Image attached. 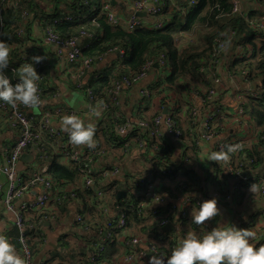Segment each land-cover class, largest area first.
<instances>
[{
	"label": "built area",
	"instance_id": "built-area-1",
	"mask_svg": "<svg viewBox=\"0 0 264 264\" xmlns=\"http://www.w3.org/2000/svg\"><path fill=\"white\" fill-rule=\"evenodd\" d=\"M128 1L131 9L126 13L116 11V4L111 5L110 0L103 1L100 12L109 25L113 27L119 26L129 32L138 26H145L149 29H160L170 22L162 14L165 7V0ZM196 3L197 0H186L185 6L186 8H192ZM169 4L170 11L178 9L174 0H169ZM231 5L230 13L240 16L251 30L258 32L259 36H261L259 37L260 40L264 41V14L255 19H249L248 15L242 11L239 0H231ZM10 9L18 12L19 21L16 34L20 37L28 21V12L24 8L23 0H0V14L1 11ZM138 12H144L146 18L150 19V21L148 23L143 22L144 18H138L136 16ZM72 18L71 13L66 10L52 20L53 23H61L62 21H70ZM93 36V31L86 27L81 28L77 36L67 39L59 38L49 26H45L42 29V41L44 45L55 46L56 56H60L62 50L66 51L64 75L68 80L74 82L77 90L88 97L90 105L99 103L100 98L82 81L84 73L104 54L115 53L118 57L123 55L122 48L113 46L96 57L82 58L81 51L87 47V44L83 45L82 43L92 39ZM234 37L235 31L221 32L216 35L213 38V45L211 53L208 56V62H206L200 71H207L216 67L220 60V54L224 53L228 45L233 43ZM257 41H259L258 38L256 39ZM248 47V45L246 47L240 43H236L235 56L247 57L248 54H245V50ZM29 63L33 64L35 71L41 77L37 83L40 97L44 100L43 97L46 91L44 87L45 62L42 59L39 62H34L30 59ZM76 63L78 66L74 68V64ZM154 67L163 72L165 68L163 54H160L155 59L146 60L137 72L115 76L109 87L103 92L105 102L99 103L98 108L101 111V116L107 110L112 109L114 111V119L116 120L114 128L115 135L122 140V148L127 147L130 142L134 141L138 149H143V136L145 135L155 140L160 135V126L165 127L174 141H179L182 138V130L176 125L171 113L164 115L158 114L150 120L141 119L135 122L122 120V117L118 118L116 114L117 96L122 89L129 88L138 81L145 79ZM240 75L244 88H239L237 94H241L243 97L247 95L255 99L261 97L263 87L250 82V73L247 70H242ZM213 81L220 83V79L215 76ZM251 84L252 87H250ZM143 94L146 95L145 97H148L146 90L143 91ZM52 95L57 97L59 92L54 90ZM214 95V89H206L203 91L202 102L204 107H208L209 101L212 100ZM210 105L209 111L199 113L198 109L192 107L189 109L188 114L187 126L189 127V133H191V128H194L192 126L199 121L201 125L199 139L203 141L211 140L216 136L219 127L217 121L222 116V112H224L219 106H215L211 102ZM86 112L88 114V110ZM236 112L243 118L241 122L242 126L249 128L248 119L245 117L247 113L243 101L242 106L238 107ZM66 115H76V113L62 104H56L49 108H42L41 106L38 112H34L23 106L13 108L6 103L0 102V121H5L9 128L15 132L12 143L8 147H4L1 151L0 176H3V182H0V193L2 194L0 198V209H5L13 214V223L17 230L16 240L19 245V255L25 259L26 264H33V242L42 244L44 241V230L49 227H54L61 220V206L66 201L76 202L74 205L73 221L85 230L92 231L96 235V243H94L93 250L86 259H79L72 263L62 264H108L102 258L104 244L107 241L113 240L114 233L117 230L120 231L121 235L119 242L122 251L116 264H137L139 262H148V258L151 255L150 252H146L143 255L142 244L147 246L153 254L158 255L165 253L164 249L168 247L171 249L174 248L178 244L179 237H184L187 234L182 230V222L185 218L184 207L193 206L197 208L200 202L218 196L217 194H213L209 197L201 182L197 181L196 184L190 185L184 180L180 181L176 187V197L172 204L168 203L175 209L173 211L174 216L180 210L178 214L176 213L175 232L171 235H157L155 238H146L137 235L126 236L127 223L124 205L115 204L110 209L107 202V190L103 189H96L94 191V199L92 200L98 214L90 221H85L78 211L81 206L80 199L82 197L85 199L84 194L80 197V193H89L95 181L110 182L113 180V176L119 172V169L117 166H97V163L104 156V148L96 140L94 147H86L84 149L70 142L68 135L61 130L60 126H56V123L61 124L63 117ZM101 116L95 119V124ZM130 130L137 131V135L134 138L129 137ZM251 143L258 146L260 143H264V130L253 131ZM153 150H157V148L154 147ZM29 152L32 155L33 164L29 170L21 172L17 168V164L19 163L21 155ZM215 156L220 161L224 174L231 181V190L238 193L240 191L241 181L246 178L242 177V173L247 171L249 165L252 164V160H247L243 156L234 162L226 152L223 141L217 143ZM51 157H56L61 161H65V164L72 166L78 174L79 179L75 182L63 183V185L57 184L48 173L49 167L47 161ZM168 172V169L165 167L160 168L152 165V168L145 176L129 180V186L123 191L126 192L127 196H131V199L135 200V205L132 204V211H134L138 218H146L157 213V210L149 208L150 204H161L169 201L168 196L159 192L156 186V179ZM3 185L5 186L4 191L2 190ZM35 187L38 188V191L32 200L17 203L25 193ZM217 189L220 190L219 186H217ZM185 194H191L190 199ZM184 195L185 197L181 202ZM257 195H264V179L259 182ZM225 200H230V195H227ZM175 202L179 203L181 208L178 209ZM260 214L264 216V210L260 211ZM171 222L165 216L159 220L157 226L158 228H162ZM253 222L254 217L245 219L239 228H254L264 232V224L254 226L252 224ZM6 237L10 242V237ZM44 263L45 261L41 264Z\"/></svg>",
	"mask_w": 264,
	"mask_h": 264
},
{
	"label": "crops",
	"instance_id": "crops-1",
	"mask_svg": "<svg viewBox=\"0 0 264 264\" xmlns=\"http://www.w3.org/2000/svg\"><path fill=\"white\" fill-rule=\"evenodd\" d=\"M71 1L72 0H41L39 2L36 1V3L41 8L39 14L42 12L45 17V15H49L54 11H57L56 13H61L69 10ZM115 2L116 11L121 13L130 11L131 7L128 0H115ZM241 2V9L246 14L249 11H251V13L256 10L260 12L264 11V4L261 0H241ZM37 19H39V17ZM144 19L148 22L150 21V19ZM151 21L153 20L151 19ZM198 35H193L189 40L194 44H200V40H197ZM29 36L32 42L27 44V50L25 52H30L34 57L39 56L45 62L44 87L46 91L43 97L44 104L42 108H49L56 104H62L73 110L76 115H79L82 119H89L86 110L89 109V106L98 107L101 102L99 100V103L90 105L88 97L75 88L73 81L65 77L64 60L66 51L62 50L60 56H56L55 46H46L43 44L42 27L38 20H34L31 23ZM234 46L235 44H233V47L231 45L228 48L225 55L220 58L218 64L214 67L216 72L213 73V76L208 74L205 82H197L192 79V81L178 82L176 85L169 87L164 85L162 87L158 86L152 88V85L163 77V72L154 67L150 70L145 79L138 81L129 88H123L118 94L116 107L118 118L122 117V120L135 122L141 119L150 120L158 114L164 115V113H171L176 125L182 130V138L179 141H174L164 126L159 127L160 135L155 139V142L157 145H162V147L164 145L168 155H170L168 163L164 166L169 171L166 175L170 174V170H174L175 175L171 177L166 175L158 177L156 179V186L159 192L168 196L169 201L161 204H150L149 208L157 210V213L146 218H141L144 221L143 225H139L133 229L126 228V236L137 235L146 238H155L154 236L147 237V235L142 233L139 229L144 225H148L152 220H160L165 216L168 217L170 213H173V207L168 203L172 204L176 197V187L181 181L179 177H183L181 172L177 170V166L182 160L183 166L188 169H212L213 167L218 169V167H221V163L215 156V147L219 141L225 143L226 152L234 162L246 156V153L242 154L240 158L238 156L239 148H241L242 145L245 146L246 152L250 151L253 153L259 151L262 153L264 160V143L261 147H256L251 143L252 132L260 130V127L254 122L251 123L249 116L246 115L245 117L248 119L249 128H244L241 124L243 118L236 112L237 108L242 106V101L244 107H246L248 96L245 95L243 97L241 94H237L239 88L243 89L244 87L240 75L241 71L237 70L233 65V61L236 57ZM118 59L119 57L115 53L102 55L100 59H97L90 68L86 70L82 81L88 83L92 76L94 77L95 74L104 72L108 68L112 69L111 71L114 74L119 70V63H117ZM77 66V63L74 64V68ZM121 73L122 72H117L114 76H119ZM214 76L220 79V83H215L213 81ZM206 89L215 90V95L212 100L209 101L207 108L204 107L202 102L203 91ZM54 90L59 92L57 97L52 95ZM145 90L148 92V97H145L146 95L143 94ZM210 102L215 106H219L224 112H222V116L218 118L217 122L219 127L216 136L211 140L203 141L199 139L201 131L199 121L192 126L194 128H191V133H189V127L187 126L188 114L189 109L192 107L198 109L199 113L209 111L211 107ZM107 113L108 111L104 112L101 118L96 122L97 126L94 140L103 146L105 155L101 161L97 163V166H117L119 172L113 176L112 179L119 182V190H125L129 186V180L145 176L152 168L154 162L150 159H153V153L150 152L145 155L143 152L144 148L138 149L137 145H134L132 142L129 144L131 146L130 150L128 147H118L112 150L111 147L114 143L105 138L102 130L105 124H101V126L98 127V122L102 121ZM108 115H112V112ZM56 126H60V123H56ZM114 132L115 129L113 130V133ZM14 135L15 132L9 128L6 122L0 121V157L3 148L8 147L12 143ZM79 147L82 149L86 148V146ZM106 150L109 151L105 154ZM138 152H141V154H138ZM188 157L189 159L191 158L189 162H187ZM56 159L61 163H66L58 158ZM175 163L176 165L173 166L172 164ZM32 164L33 160L29 163H24L22 160H19L17 168L21 172H25L30 169ZM215 169L212 170L213 173ZM247 171H249V174L241 181L240 191L238 193L231 190V181L228 179V176L223 177L224 179H220L225 180V184H222V181H213L211 184L201 182L209 197L213 194L218 195L215 199L217 201L219 214L212 220L205 222L206 230H210L220 223L234 224L239 228L243 224L242 222L250 217H254V222L252 223L254 226L264 224V216L260 214V211L264 210V195H257L259 182L264 179V163L257 164L255 168H250ZM2 181L3 177L0 176V182ZM217 186H219L220 190L217 189ZM4 189L5 186L3 185L2 190L4 191ZM37 191V187L31 189L29 192L25 193L17 203L32 200ZM106 192L108 206L111 209L115 205V199H111V192L109 190ZM227 195H230V200H225ZM194 196L197 197L196 195ZM1 197L2 194L0 193V198ZM126 197L128 196L126 195ZM85 202L92 209V216L89 215V212H86L84 216L85 220L88 219V221H90L98 212L96 207H94L88 199H86ZM75 203V201H66L61 211V220L57 222L54 227H49L44 230V241L42 244L35 243L33 246V264H41L44 261L50 264H62L79 260L80 252H78V249L86 243L88 235H91L92 231L85 230L74 223ZM175 205L178 206V209L181 208L179 203L175 202ZM192 209H195V207L186 206L183 208L185 218L182 222V230L186 233L196 232L203 234L204 227L198 226L197 229L190 227ZM179 211L180 210L176 213L178 214ZM176 213L175 220L171 222L172 230L168 231L171 232L169 233L170 235L175 232V222L177 220ZM250 230L253 231V229ZM0 234L10 237V243L14 245L15 250L19 254V245L16 240L17 230L13 223V214L5 209H0ZM261 238H264V234H262ZM116 263L117 261L113 262V264ZM137 264H147V262H139Z\"/></svg>",
	"mask_w": 264,
	"mask_h": 264
},
{
	"label": "trees",
	"instance_id": "trees-1",
	"mask_svg": "<svg viewBox=\"0 0 264 264\" xmlns=\"http://www.w3.org/2000/svg\"><path fill=\"white\" fill-rule=\"evenodd\" d=\"M36 1L41 0H23L24 8L28 12V21L24 26L23 34L18 37L16 30L18 28L19 15L17 11L12 9L1 11L0 14V41H4L10 48L9 53V65L5 70V73L11 79L10 82L15 83L18 79L19 69L24 63H29V60L34 57L27 50V44L32 42L30 40V26L34 20L40 21L42 29L45 26H49L56 35L61 39H67L77 36L79 30L83 27L89 28L93 31L94 36L92 39L84 41L82 44H87V47L81 51V57H96L106 52L113 46H118L123 49V55L119 56L117 72L121 74H132L137 72L141 65L149 59H155L160 54L164 55L165 68L163 69V77L158 79L157 82L152 85V88L167 87L176 85L178 82L192 81L194 79L197 82H205L208 74L215 73V68L207 71H200L202 67L208 62V56L211 53L213 45V38L221 32L235 31V37L233 43L228 45V48L233 44L240 43L248 48L245 50V56H236L233 61V65L237 70H247L250 73V82L253 84H259L263 87V93L261 97L255 99L248 97L246 103V113L249 119L260 127V130H264V41L260 40L258 32L251 30L245 21L238 15H232L231 12V0H197V3L192 8H186V0H174L177 10L170 11L169 0L164 1L163 15L169 19V23L160 29H149L145 26L135 27L133 30L127 32L121 27H113L106 22L105 17L101 14V4L104 0H72L69 5V11L72 15V20L62 21L61 23H53V18L58 17L57 11L51 12L49 15L43 16L42 12L39 14L41 8L37 5ZM55 1V0H54ZM242 5L241 0H239ZM261 2L264 4V0ZM183 11V14H182ZM62 13V12H61ZM39 14V15H38ZM264 11L259 10L247 12L249 19H255L262 16ZM39 17V19H37ZM145 23H148L144 19ZM199 34V35H198ZM193 35H198L197 40H200V44H194L190 42V38ZM259 41L256 42V39ZM235 47V46H234ZM225 51V52H226ZM220 54V58L225 55ZM113 68V67H112ZM108 68L104 72H99L95 76L91 77L88 81L87 87L94 93H96L100 102L104 103L105 98L103 92L107 89L114 79V74ZM151 88V89H152ZM108 113L104 116L103 120L98 122V127L101 124H105L102 129L109 141L113 146L112 150L122 147V140L113 133L116 120L113 118L114 111L107 110ZM105 111V112H107ZM112 112V115H108ZM97 126V125H96ZM218 130V129H217ZM137 135V131L130 130L129 137L134 138ZM144 140V153L145 155L150 152L153 153L152 162L157 167L163 168L168 163L170 155L167 153L166 147L163 145H157L155 140L150 139L147 136H143ZM135 145L136 142L132 141ZM128 145V149L131 146ZM156 147L157 150H153ZM109 150L105 151V154ZM244 151V152H243ZM246 153L248 159L252 160V166L249 168H255L257 164L264 163L263 155L259 151L251 153L245 150V146H241L238 151L239 158L242 154ZM141 154V152H138ZM105 156V155H104ZM191 161V158L187 159V162ZM48 173L51 178L59 185H63L66 182H75L79 179L75 169L69 164L59 162L56 157H51L48 161ZM186 162V163H187ZM173 166L176 165L172 164ZM106 166V165H105ZM205 168L188 169L183 166V160L178 164L177 170L181 172L183 177H179L180 180H184L190 185L196 184V182H204L211 184L213 181H222L225 184L223 177H227L221 167L214 170ZM166 175V174H165ZM174 170H170L168 177L174 176ZM164 176V175H161ZM120 184L118 181H95V184L91 188V191L87 194L80 193V197L84 194L81 200V206L79 212L82 218L85 220L86 212L92 216V209L85 202L88 199L93 205L94 191L96 189L109 190L111 192V199L115 197V193L119 190ZM116 190V191H115ZM117 205H124L126 214V228L133 229L139 225H143V220L138 218L134 211H132V204L135 200L131 199V196L126 197L123 200L115 201ZM135 205V204H134ZM94 206V205H93ZM63 205L61 206V211ZM167 211V210H166ZM175 211V209H173ZM168 218L173 221L175 216L170 213ZM85 221H88L85 220ZM159 219L152 220L148 225L140 227V231L148 236L167 235L171 232H161L157 224ZM186 223V222H184ZM190 227L197 229V225L190 223ZM253 229L256 236L253 238V243L264 244V234L260 229ZM120 231L117 230L114 233L113 240L107 241L104 244V251L102 258L108 264H113L117 261L121 254L122 248L119 242ZM182 236L179 237V240ZM179 242V241H178ZM252 242V241H251ZM94 243H96V235L91 232L88 235L86 243L80 246L78 249L79 259L84 260L92 252ZM35 245V242H33ZM171 248L164 249L165 254H170ZM44 264H50L47 261Z\"/></svg>",
	"mask_w": 264,
	"mask_h": 264
},
{
	"label": "clouds",
	"instance_id": "clouds-1",
	"mask_svg": "<svg viewBox=\"0 0 264 264\" xmlns=\"http://www.w3.org/2000/svg\"><path fill=\"white\" fill-rule=\"evenodd\" d=\"M10 48L0 41V102L16 108L23 106L38 112L44 104L38 88L40 76L32 63H24L19 69L17 82L5 73L9 65ZM39 62L41 57L31 58ZM89 119L77 115H66L60 124L70 142L77 146L94 147L96 131L95 119L101 116L98 107L89 106ZM149 166V165H148ZM147 166V167H148ZM190 199L191 194H185ZM185 195L182 197L183 201ZM219 209L215 198L202 201L191 210V223L204 227L203 234L189 232L172 248L170 254H153L141 245L143 255L150 252L147 264H264V244L252 243L256 233L248 228H238L234 224L220 223L206 230L205 222L218 216ZM0 264H26L8 238L0 234Z\"/></svg>",
	"mask_w": 264,
	"mask_h": 264
},
{
	"label": "water",
	"instance_id": "water-1",
	"mask_svg": "<svg viewBox=\"0 0 264 264\" xmlns=\"http://www.w3.org/2000/svg\"><path fill=\"white\" fill-rule=\"evenodd\" d=\"M110 3H111V5L116 4L115 0H110ZM136 16L138 18H146V15L144 12H138V13H136ZM78 44H80V42H78ZM250 87H252V84L250 85ZM164 114H166V113H164ZM20 160H22L24 163H29L32 160V155L31 154H23V155H21ZM248 174H249V171H244L242 173V177H246ZM125 198H126V192L123 190L117 191V193L115 194V197H114V199L116 201L123 200ZM171 230H172L171 223H168L166 226H163L161 228V232H166V231H171Z\"/></svg>",
	"mask_w": 264,
	"mask_h": 264
},
{
	"label": "rangeland",
	"instance_id": "rangeland-1",
	"mask_svg": "<svg viewBox=\"0 0 264 264\" xmlns=\"http://www.w3.org/2000/svg\"><path fill=\"white\" fill-rule=\"evenodd\" d=\"M190 42L193 43L191 40H190ZM252 144H253V143H252ZM253 145H255L256 147H261V146L263 145V143H260L259 146L256 145V144H253ZM245 158H246L247 160H250V159H248L246 156H245ZM252 163H253V161H252ZM251 166H252V164L249 165V167H251ZM249 169H250V168H249ZM2 177H3V176H2ZM2 182H3V181H2ZM116 193H117V192H116ZM116 193H115V194H116ZM134 233H137V232H134Z\"/></svg>",
	"mask_w": 264,
	"mask_h": 264
}]
</instances>
